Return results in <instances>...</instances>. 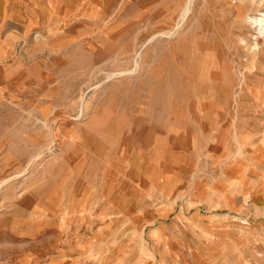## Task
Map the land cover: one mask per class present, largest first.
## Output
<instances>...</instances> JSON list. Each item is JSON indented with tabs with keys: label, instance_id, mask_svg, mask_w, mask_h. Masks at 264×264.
Masks as SVG:
<instances>
[{
	"label": "rangeland",
	"instance_id": "obj_1",
	"mask_svg": "<svg viewBox=\"0 0 264 264\" xmlns=\"http://www.w3.org/2000/svg\"><path fill=\"white\" fill-rule=\"evenodd\" d=\"M263 16L264 0H0V264H264L245 245Z\"/></svg>",
	"mask_w": 264,
	"mask_h": 264
},
{
	"label": "crops",
	"instance_id": "obj_2",
	"mask_svg": "<svg viewBox=\"0 0 264 264\" xmlns=\"http://www.w3.org/2000/svg\"><path fill=\"white\" fill-rule=\"evenodd\" d=\"M259 148L257 152L254 151L255 154L247 158L251 162H245V220L250 226L249 232L247 231L245 235V245L254 243L263 248V244L253 240L264 230V144ZM253 196H257L259 200L253 201Z\"/></svg>",
	"mask_w": 264,
	"mask_h": 264
},
{
	"label": "bare ground",
	"instance_id": "obj_3",
	"mask_svg": "<svg viewBox=\"0 0 264 264\" xmlns=\"http://www.w3.org/2000/svg\"><path fill=\"white\" fill-rule=\"evenodd\" d=\"M264 17V16H263ZM256 21L257 22H260V21H262V17H260V18H258V19H256ZM264 21V20H263ZM259 24V23H258ZM261 26V25H260Z\"/></svg>",
	"mask_w": 264,
	"mask_h": 264
}]
</instances>
